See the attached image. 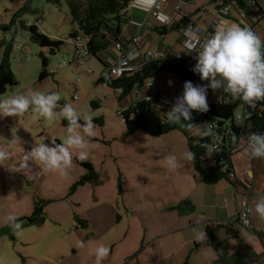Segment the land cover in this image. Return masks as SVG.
I'll return each mask as SVG.
<instances>
[{"label": "rangeland", "instance_id": "obj_1", "mask_svg": "<svg viewBox=\"0 0 264 264\" xmlns=\"http://www.w3.org/2000/svg\"><path fill=\"white\" fill-rule=\"evenodd\" d=\"M211 1L186 3V10L194 13L203 4H215ZM218 1L221 0L216 4ZM258 2L264 6V0ZM259 5L249 2L248 19L254 25L253 31L264 39V11ZM28 20L33 21L39 32L62 42L60 47L51 52L35 42L30 29L23 25ZM77 30L65 0H0V61L9 49L11 69L17 79V84L8 86L0 97L8 98L32 89L56 92L61 105L70 102L82 117L92 118L96 133L90 139L85 137L89 142L87 160L80 161L76 158L79 150L70 149L72 164L63 175L45 170L38 161H28L29 167L16 172L11 169L17 168L35 143H50L53 137L62 142L68 134V124L63 122L59 109L51 122L31 107L18 115L0 117V146L12 137L16 140L10 158L0 162V264H95L92 249L100 244L110 249L102 264H138V261L157 264L152 257L159 253L160 241L151 242V236L158 229H169L177 221L178 212L191 209L186 199L202 208L201 203L207 199L205 203H210L215 196L196 171L194 161H181L175 169L166 166L167 154H175L179 159L182 152L189 151L183 131L162 135L143 129L128 132L118 113L120 106L146 94L148 89L144 86L139 91L133 90L120 100L118 90L97 83L103 66L95 58L78 59L70 38V33ZM177 48L184 51L181 45ZM41 54L48 58L49 75L44 79H40ZM89 69L94 73L89 74ZM169 75L160 71L155 77L165 79ZM174 80L178 89L171 101L175 102L183 92V85L175 77ZM222 98V93L211 92L207 94V103ZM241 110L240 104L235 113ZM83 122L81 119L80 123ZM77 131L83 135L82 128ZM234 160L238 176L244 181L253 160L257 170L255 205L264 197V158H249L242 149ZM83 162H90L100 179L73 188L87 172ZM222 182L221 186L227 184L235 191L230 181ZM236 193L222 198L221 202L224 204L227 199L235 202ZM238 194L243 197L242 192ZM176 204L179 208L171 210ZM40 206L43 210L36 214V207ZM11 215L18 218L21 229L13 228L8 219ZM256 215L254 212L253 216ZM32 218L37 219L32 221ZM227 218L214 220L213 228L231 226L218 227L216 223ZM184 221L185 218H179V223ZM261 221L257 227L263 231L264 219ZM95 228L103 230L96 233ZM118 229L124 230L120 238L115 235ZM149 258L152 261L147 263ZM260 260L264 264V257Z\"/></svg>", "mask_w": 264, "mask_h": 264}, {"label": "clouds", "instance_id": "obj_2", "mask_svg": "<svg viewBox=\"0 0 264 264\" xmlns=\"http://www.w3.org/2000/svg\"><path fill=\"white\" fill-rule=\"evenodd\" d=\"M196 63L192 71L199 74L201 80H207V84H194L185 81L183 92L176 97L171 109L167 112V122L192 127V123L185 125L184 121L191 122L192 110L199 112L208 111L207 90L220 89L227 92L234 99H241L247 103L264 99V39H261L250 27L241 26L238 23L225 22L218 24L214 33L201 45L196 52ZM170 85L172 81L168 82ZM61 97L56 92H43L29 90L27 93H19L14 96L0 97V117L18 115L29 110L38 113L47 121H53L56 109L62 119L68 121L67 136L60 142L56 138L50 139V143H35L31 150L25 153L19 161L16 169L29 167L28 161H38L47 171L59 172L63 175L71 167L73 154L70 149H78L77 159L85 161L89 158L87 138L95 136L93 120L90 117H82L77 113L72 103H59ZM83 119V124L80 123ZM82 128L83 135L77 131ZM211 132L209 124L201 125V135ZM16 143L14 137L7 139L4 146H0V162L10 158L11 147ZM249 155L264 158V133L253 132L247 138ZM194 153L185 151L177 155L169 153L166 156L168 169L180 166L181 161L192 162ZM255 212L259 218L264 219V197L255 204ZM14 229H21L22 225L15 215L8 217ZM205 232L198 233L196 239H203ZM109 247L103 244L92 249L95 255V264L109 255Z\"/></svg>", "mask_w": 264, "mask_h": 264}, {"label": "trees", "instance_id": "obj_3", "mask_svg": "<svg viewBox=\"0 0 264 264\" xmlns=\"http://www.w3.org/2000/svg\"><path fill=\"white\" fill-rule=\"evenodd\" d=\"M60 2L61 0H57ZM73 20L78 25V30L70 33V38L73 39L77 34L82 35L86 40V46L89 50L87 57L97 59L102 66L107 64L102 59L101 54L104 51L111 49L115 43L121 39L126 40L122 34V28L129 21L126 14L131 0H65ZM249 0H221L218 1L220 8L223 5L235 3L241 10L247 13L246 2ZM257 1V0H255ZM187 2H189L187 0ZM257 3V2H256ZM262 9L261 6H259ZM193 14L182 15L179 22H173L171 25H165L161 28L168 27L174 31L179 28L182 29L184 23L188 20H195L192 18ZM23 25L30 29L32 38L35 42L39 43L42 47H47L54 52L60 47L62 42L56 41L48 35L38 31V27L34 25L27 26L26 22ZM254 30V26L251 27ZM165 33V32H162ZM75 47L77 48L76 44ZM42 63L43 71L40 74V79H44L49 75L47 71L48 58L43 54ZM155 62L145 66L141 71L125 72L123 75L115 77L104 75L97 76L95 80L97 83L110 86L118 90L117 97L122 100L125 96L132 94L133 90L139 91L145 86V80L149 77L154 78L161 71L167 72L170 76L174 77L183 85L185 81H192L194 84H207V80H201L199 74L192 71L193 67H189L184 60L177 59L174 54H168ZM158 64V68H153ZM10 51L5 50L0 61V96L6 92L8 86L17 84V79L11 69ZM169 76V77H170ZM168 77L165 81L161 82L166 85L165 92L170 93L168 90ZM148 89V88H147ZM211 92H220L223 98L212 104H208V111L203 112L205 117L215 116L219 119L220 124L231 123V129L234 131L241 130L236 128L233 122L234 113L237 107L242 103L240 100L232 101L229 93L220 89L213 90L208 88L207 94ZM147 94L140 95L137 99L120 106L118 111L122 117L123 122L126 124L128 132L133 133L139 129L148 130L153 135H162L169 133L173 130L183 131L188 138L189 150L194 153V165L196 171L201 175L203 181L208 184L218 183L223 180L230 182L235 181L229 177L228 173L221 170L218 166H208L207 152L211 144L210 135H201V125L204 123L200 120V113L197 110H192L191 122L184 121L185 125L192 123V127L181 126L180 124L167 122V112L171 109L174 101L171 99L164 100L160 95H156L153 99L148 100ZM254 116L252 117L253 125L247 126L245 129V137L248 138L250 133L260 132L264 133V103L258 104L254 109ZM68 124L67 120H63ZM198 129V131H196ZM57 143H60L56 140ZM252 158V156H250ZM87 172L81 176V179L73 186L82 185L87 182L95 183L99 181L100 176L90 162L82 163ZM237 180V179H236ZM43 207H36V214L41 212ZM37 218H32L34 221Z\"/></svg>", "mask_w": 264, "mask_h": 264}, {"label": "crops", "instance_id": "obj_4", "mask_svg": "<svg viewBox=\"0 0 264 264\" xmlns=\"http://www.w3.org/2000/svg\"><path fill=\"white\" fill-rule=\"evenodd\" d=\"M179 0H168L163 4V7L158 16H153L152 11L154 10L157 0H131L130 6L126 12L129 21L122 28V34L128 42L134 36H140L138 47L141 49H150L158 55L166 56L168 54H174L177 51H181L177 46H183L185 36L182 33L183 28H179L172 31L169 26L161 28L166 25L167 19H171L172 22H179L181 16L190 15V11L186 10V3L184 2L182 11H176L175 5ZM198 1V0H196ZM217 0L213 5L203 4L193 14L196 19L205 17L211 19L218 9L216 4ZM249 0L246 2L247 14L242 16V10L233 2L230 5L229 13L222 19L221 24L238 23L242 27H252L254 25L248 19ZM259 5L258 0L256 1ZM261 6V5H259ZM262 7V6H261ZM264 7V6H263ZM165 32V33H162ZM214 33V32H213ZM113 48V47H112ZM111 48V49H112ZM101 57L103 60H107L106 53L102 52ZM102 69H105L101 67ZM170 76V75H169ZM167 76L169 79L172 77ZM165 77V79L167 78ZM165 79L156 78V81H165ZM255 166V163H254ZM255 179L242 180L239 178L237 170V180L231 183L235 187V191L227 184L220 185L223 182L208 184L205 183L214 194L213 200L208 202L209 199L205 200L202 204V208L198 203H193L192 200H187L188 208L187 211L181 210L178 212L177 221L172 222L169 229H158L152 236V241H160L157 245L158 249L157 256L152 257L154 262L157 264L171 262L172 264H261V257H264V233L258 229L257 226H261L262 221L259 216H253L255 212V205L253 204L254 192L257 184V170L254 167ZM248 174V171L246 175ZM224 181V180H223ZM245 182V183H244ZM213 185V186H212ZM247 187H252V206L254 212L252 213V224L249 226H243L239 222H230L228 218L230 215L237 210L239 206L238 193L242 192L243 197L245 196ZM236 193V201L227 202L224 204L221 202L222 198H227ZM226 196V197H224ZM241 196V195H240ZM181 201L178 206H180ZM177 204L171 207V210L178 209ZM209 208V212H208ZM226 220L218 223V227L223 225H231L228 227L213 228L212 224L216 219ZM179 218H185L186 221L179 223ZM220 221V220H219ZM115 227V226H114ZM113 227V228H114ZM112 228V229H113ZM95 228L96 233H101L103 229ZM118 234H115L120 238L123 235L124 230L118 229ZM186 231V232H185ZM205 232L203 239H196L198 233ZM112 233V230H109ZM107 234V232H106ZM152 259H147V263L151 262ZM138 261V264H141Z\"/></svg>", "mask_w": 264, "mask_h": 264}, {"label": "built area", "instance_id": "obj_5", "mask_svg": "<svg viewBox=\"0 0 264 264\" xmlns=\"http://www.w3.org/2000/svg\"><path fill=\"white\" fill-rule=\"evenodd\" d=\"M168 0H157L154 10L152 11L153 16H158L163 4ZM187 0H179L175 5L176 11H181L184 2ZM190 1V0H188ZM252 2L256 3L255 0ZM264 11V7L262 9ZM230 5L226 4L217 9L215 14L211 19H206L205 17H200V19L188 20L184 23L182 33L185 36V41L183 43L184 51H177L174 53L175 57L180 60H184L189 67H193L196 63L195 56L196 52L200 51L201 45L206 42V40L211 36L218 24H221L222 19L229 13ZM242 16L247 13L242 10ZM173 22L171 19H167L166 25H171ZM27 26L34 25L33 21L28 20L26 22ZM75 47L76 56H79V60L84 61L89 55V50L86 46L85 38L77 34L75 38L72 39ZM140 41V36H134L128 42L127 40L121 39L115 43L112 49L104 51L107 55L105 69H100L99 75L108 76H121L125 72L130 71H141L148 64L155 62L161 58L160 55L156 54L150 49H141L138 47V42ZM165 57V56H162ZM54 70L53 72H55ZM89 74L94 73V70L89 69L87 71ZM98 75V76H99ZM172 81L170 85L168 83V90L170 93L165 92L166 85L161 82H156L154 78L149 77L145 80V86L148 88L147 99L151 100L156 95L164 100H169L176 93L178 89V84L175 80L168 79ZM78 98V97H74ZM240 100L242 103V110L240 112L234 113L233 122L239 131H234L231 129V123L220 124L219 119L215 116L205 117L204 113H200V120L205 124L211 126V132L209 133L211 137V144L207 152L206 165L218 166L221 170L228 173L229 177L232 179H237L236 173V163L234 160L235 155L244 149L245 153L248 154L247 138L245 137V129L247 126L251 127L253 125L252 117L254 116V109L258 104L264 103V99L256 100L251 103H247L241 99H234L232 101ZM242 146V147H241ZM254 158V157H252ZM251 168H248V179H255V171L253 167V160L250 164ZM252 187H247L245 196L239 201V206L235 212H233L228 221L239 222L243 226H249L252 224V213L254 212V207L252 206ZM264 233V230L262 231Z\"/></svg>", "mask_w": 264, "mask_h": 264}, {"label": "water", "instance_id": "obj_6", "mask_svg": "<svg viewBox=\"0 0 264 264\" xmlns=\"http://www.w3.org/2000/svg\"><path fill=\"white\" fill-rule=\"evenodd\" d=\"M153 68H158V64H155V65L153 66Z\"/></svg>", "mask_w": 264, "mask_h": 264}]
</instances>
